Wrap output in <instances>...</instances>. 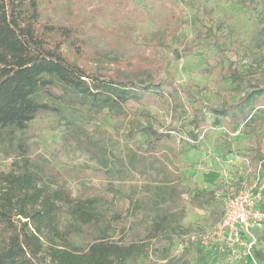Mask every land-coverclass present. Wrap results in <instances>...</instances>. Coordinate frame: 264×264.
Returning <instances> with one entry per match:
<instances>
[{"label": "rangeland", "instance_id": "374dc122", "mask_svg": "<svg viewBox=\"0 0 264 264\" xmlns=\"http://www.w3.org/2000/svg\"><path fill=\"white\" fill-rule=\"evenodd\" d=\"M178 1L184 22L174 35L161 0H38L42 23L64 27L49 41L86 71L142 78L154 67L186 92H148L114 108L46 97L56 112L40 114L23 136L47 187L98 200L102 231L94 235L146 245L125 264H264V227L249 257L231 252L218 234L231 186L245 183L264 207V108L232 127L212 110L250 90L240 93L227 67L264 75V47L256 41L264 5ZM197 114L206 126H195ZM148 127L169 136L152 144ZM12 161L0 150V171ZM71 238L82 246L92 239Z\"/></svg>", "mask_w": 264, "mask_h": 264}, {"label": "trees", "instance_id": "16d2710c", "mask_svg": "<svg viewBox=\"0 0 264 264\" xmlns=\"http://www.w3.org/2000/svg\"><path fill=\"white\" fill-rule=\"evenodd\" d=\"M161 1L171 9L175 35L184 22L182 5L178 0ZM257 4L264 5V0ZM40 15L38 0H0V150L13 157L11 168L0 171V264H125L129 257L143 254L146 245L120 244L94 235L96 229L102 231L98 200L47 187L23 133L40 114L56 112L46 97L70 105L88 101L114 108L148 92L186 91L158 76L161 70L154 67L142 78L86 71L49 41L52 35H63L64 27L43 24ZM256 41L264 47V26ZM218 49L222 60L226 53ZM226 71L240 93L250 88L237 101L212 109L232 127L252 118L253 108H264V75L256 79L237 68ZM192 122L197 127L207 125L199 114ZM146 133L152 144L169 136L151 127ZM153 228L161 231L162 225L157 221ZM74 233L92 239L82 246L72 240Z\"/></svg>", "mask_w": 264, "mask_h": 264}, {"label": "built area", "instance_id": "2783aa9c", "mask_svg": "<svg viewBox=\"0 0 264 264\" xmlns=\"http://www.w3.org/2000/svg\"><path fill=\"white\" fill-rule=\"evenodd\" d=\"M243 184L239 190L231 186L233 191L225 200L224 220L218 234L231 247V252L249 257L258 244L257 231L264 227V207Z\"/></svg>", "mask_w": 264, "mask_h": 264}]
</instances>
